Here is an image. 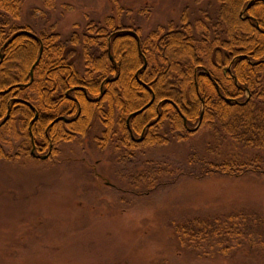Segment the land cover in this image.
<instances>
[{"label": "trees", "instance_id": "1", "mask_svg": "<svg viewBox=\"0 0 264 264\" xmlns=\"http://www.w3.org/2000/svg\"><path fill=\"white\" fill-rule=\"evenodd\" d=\"M27 1L0 0V123L11 104L9 120L0 127V159L22 167L45 164L29 155L32 139L48 144L45 132L50 124L62 111L76 114L80 107L75 123L50 128L53 145L81 146L89 140L101 152L112 149L119 176L138 191L130 195L148 196L183 178H264V0H215L213 10L186 9L179 24L160 26L144 37L140 28L108 17L66 40L54 27L36 33L18 25ZM44 2L53 8L56 0ZM70 47L81 51L83 72L70 60ZM74 88H81L73 95L78 103L66 97ZM153 97L155 105L132 119L134 132L141 134L161 102L162 119L142 143H134L127 119ZM16 98L36 107V122L34 112L14 103ZM202 110L200 129L188 131L184 117L195 128ZM96 120L104 126L100 137L92 135ZM205 127L212 142L204 152L191 154L187 164L151 159L138 166V157L185 142ZM46 164L56 167L60 162ZM253 212L179 224L174 231L179 248L195 258L225 256L251 242L258 227L264 229L260 213Z\"/></svg>", "mask_w": 264, "mask_h": 264}, {"label": "rangeland", "instance_id": "2", "mask_svg": "<svg viewBox=\"0 0 264 264\" xmlns=\"http://www.w3.org/2000/svg\"><path fill=\"white\" fill-rule=\"evenodd\" d=\"M215 4L56 0L53 8H46L44 0H28L17 24L36 33L54 27L66 40L91 22L115 17L125 26L140 28L144 37L160 26L179 24L186 9L213 10ZM69 51L70 60L82 71L81 51ZM97 134L100 130L92 135ZM210 141L205 127L185 142L153 150L136 161L138 166L151 159L187 164L189 156L207 150ZM111 152L99 151L88 140L81 146H64L56 167L0 161V264H264L263 228H257L251 242L211 258L181 251L174 232L179 224L215 215L257 211L264 220V178H183L148 196L130 195L136 190L119 176V161Z\"/></svg>", "mask_w": 264, "mask_h": 264}, {"label": "flooded vegetation", "instance_id": "3", "mask_svg": "<svg viewBox=\"0 0 264 264\" xmlns=\"http://www.w3.org/2000/svg\"><path fill=\"white\" fill-rule=\"evenodd\" d=\"M138 43H140V40H138ZM142 54V52H141ZM3 61L2 57H1V62ZM111 61H114V58L111 56ZM146 66L147 68V62L145 60V64H144V67ZM143 67V69H144ZM145 70V69H144ZM79 71V70H78ZM229 72H231V68L228 69ZM82 72V71H81ZM138 78V76H137ZM113 80H109V82H112ZM138 81L142 84V82L138 79ZM144 87H146L144 84H143ZM104 87H105V83L102 85L101 87V92H102V95H104ZM12 90V89H11ZM10 90V91H11ZM77 90H81V88H74L73 90H69L68 92H66V97L67 99L69 100H73L74 102L78 103V100L73 97L74 93L77 91ZM217 91L220 93V87L217 86ZM87 96V94H86ZM89 98V97H88ZM14 100V103L16 102H21L25 105H27L33 112H34V119H33V122H36L39 117H40V113L37 111L36 107L30 103V102H26L24 100H20L18 98L16 99H13ZM90 101L92 102H97L96 100H92L89 98ZM202 100V104L204 103V100ZM227 101H230L229 99H226ZM155 97H153V99L151 100V102H149V104L147 106H145L142 110H144L146 107L149 106V108L153 107L155 105ZM175 106V105H174ZM176 107V106H175ZM149 108L145 109L142 113L138 114V115H135L136 113L142 111H138L132 115L129 116V118L127 119V128H128V131L130 133V136H131V139L134 143H137V144H140L143 142L144 138H145V135L147 133V131L149 129H151L153 126H156L162 119V102L156 106V116H152V117H148L147 119V124L145 125L143 131L141 132L140 135H137L135 132H134V129L132 127V119L138 117V116H141L143 113H145ZM178 110V109H177ZM180 112V110H178ZM81 108L79 107L78 109V112L75 114L73 110H70V111H62L60 116L55 119L51 124L50 126L48 127V129L46 130L45 134H46V137L48 139V144H40L39 142H36L34 139H32V148L30 149V153L29 155L31 156V158H33L34 160L36 161H42L46 164V162H50V163H54V162H60V156L63 152V147L64 146H67V145H71V144H77V143H64V144H61L60 147H55L52 143V139L49 135L50 133V128L51 127H54L56 124L60 123V122H63L65 123L66 125H71L73 123H75L78 118L80 117L81 115ZM10 114H11V104L9 105V111L5 117V119L0 123V127L4 126L8 120H9V117H10ZM182 114V113H181ZM203 115H204V110H202L201 112V117H200V122L199 124L194 128H191L189 126V122L188 120L184 117V124H185V127L188 131H191L193 132V130H195L199 125H201V122H202V119H203ZM97 130H100V134L98 135H95L94 137H100L102 134H103V131H104V126L103 124L100 122V121H95L94 122V128H93V132L97 131ZM79 139V138H78ZM88 141V140H87ZM98 149V148H96ZM108 151H112V149L108 148ZM107 151V152H108ZM113 154V152H111ZM18 154V153H17ZM58 154V155H57ZM21 159H25V158H21ZM1 162H4L8 165H15V166H18V164H13V163H8L7 160L5 159H0ZM23 162H27L26 164H29L27 160H23ZM47 165V164H46ZM99 178L103 179L104 178L102 176H98Z\"/></svg>", "mask_w": 264, "mask_h": 264}, {"label": "water", "instance_id": "4", "mask_svg": "<svg viewBox=\"0 0 264 264\" xmlns=\"http://www.w3.org/2000/svg\"><path fill=\"white\" fill-rule=\"evenodd\" d=\"M39 61V60H38ZM1 63V62H0ZM144 69H146V66L144 67ZM33 71L31 72V76L33 77ZM147 108H149V106L148 107H146L145 109H147ZM144 109V110H145ZM144 110H142V111H140V112H138V113H136L135 115H138V114H140V113H142ZM200 129V125L195 129V130H193V132H196V131H198Z\"/></svg>", "mask_w": 264, "mask_h": 264}]
</instances>
